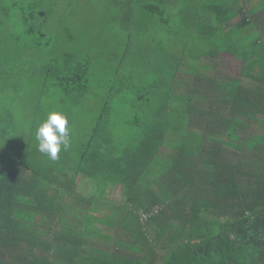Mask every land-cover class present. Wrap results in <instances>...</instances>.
<instances>
[{
	"label": "trees",
	"instance_id": "obj_1",
	"mask_svg": "<svg viewBox=\"0 0 264 264\" xmlns=\"http://www.w3.org/2000/svg\"><path fill=\"white\" fill-rule=\"evenodd\" d=\"M48 1L55 4L27 0L14 6L19 31L0 37V264H264V56L257 55L264 54V43L254 41L246 46L251 53L236 58L245 83L214 79L213 87L224 95L216 103L204 93L211 83L200 88L199 76L177 78L175 72L167 83L162 78L143 83L146 93L136 104L151 112L145 119H124L140 132L133 141L113 137L110 117L122 89L134 80L110 86L82 136L67 117L70 147L52 161L29 138L39 116H32L36 124L25 137L7 102L14 89L35 79L39 97L51 89L58 103L75 113L90 87L87 61L70 66L72 58L65 55L59 65L38 54L47 39L40 24L53 7L45 8ZM143 1L147 22L166 21L164 7L172 0ZM205 3L195 6L194 14L215 15L216 26L237 15L220 0ZM214 47L216 56L220 50L233 54L225 40ZM26 51L36 55L27 60ZM161 59L166 68L168 58ZM163 83L167 87L157 89ZM185 85L192 94L175 97ZM172 116L183 119V128ZM202 120L213 124L206 127L208 134L192 128ZM240 127L263 133L238 143L234 133ZM82 179L92 187L85 194L79 192ZM117 186L122 196L113 202L107 195Z\"/></svg>",
	"mask_w": 264,
	"mask_h": 264
},
{
	"label": "rangeland",
	"instance_id": "obj_2",
	"mask_svg": "<svg viewBox=\"0 0 264 264\" xmlns=\"http://www.w3.org/2000/svg\"><path fill=\"white\" fill-rule=\"evenodd\" d=\"M54 1V5H50V1L45 5L46 9L50 6L54 8H50V14L44 19V23L42 21L40 24L42 25V33L46 35L44 38L47 39L43 48L38 50V54L41 59L57 60L59 65L64 64L63 57L65 55H70L72 58V61L67 64L70 66L87 61L90 87L77 111L71 113L64 105L58 103V95L53 90L49 89L46 95L41 92L39 97L36 93V87L38 86L36 80H29V84L24 81L20 88L14 89L13 101L10 102L7 97L6 100L13 120L16 122L17 131L25 137H27L26 134L33 132L36 124L32 117L34 114L39 116L38 122H42L47 118V114L53 110L64 113L66 117H72V120L77 122V127L81 129L80 136H82L84 134L83 130L88 131L90 129L91 124H93L106 101L109 87L123 85L124 81L127 82V78L130 77L129 81L133 79L134 82L122 89L119 103L112 110L110 122L113 137L120 139L126 137L128 141H133L140 132L135 126L126 125L124 119H145V114L151 112L150 109L137 105L139 103L137 97L146 93L143 90V83H155L160 78L167 83L171 79V73L176 71L175 66H180L181 63L188 66L185 72H190L191 69L195 70L196 74L190 75L193 79H197L196 77L199 76L198 78L203 79V81L211 78V82H214L215 77L221 75L225 77L226 82L239 79L236 80V83L239 82L242 85L239 65L232 70L224 67L217 70L215 68L216 59H207L204 60L205 62L202 60L197 62L196 58L186 60L164 59L168 64L165 68L159 54L155 53L161 45L175 48L176 45H181V42L187 41L188 37L191 38L189 49L196 48L203 43L205 37L200 33H196L194 26H192V23L196 21V17L193 11L195 7L191 3L187 9L192 11L188 13L179 12L184 7L182 0H179L176 8L174 6L168 7L164 14L168 18L160 24L158 17H152L147 22L145 10L142 7L143 0H137L136 2L132 0ZM20 2L25 3L27 0H0V37L19 31L18 22L15 21V16H12V13L14 12V6H18ZM211 15L215 18V15ZM206 16L209 18L207 14H203V17ZM10 18L13 19V24ZM146 23L147 25L149 23V28L146 27ZM10 25H13L12 29ZM216 37V35H209V39ZM222 37L227 44L236 43L227 33L223 34ZM247 38V42L253 40L255 33ZM15 41L20 43V39ZM1 42L5 48L7 38H2ZM236 45L239 48L243 46L242 43ZM148 48L151 51H146ZM183 51L188 52L187 49ZM232 51L235 55L236 50L233 49ZM24 53L27 60H31L33 55H36L34 51ZM180 53L182 52L175 51L172 54ZM206 61H212L213 63L207 69L204 68ZM151 67H154V69L152 70ZM226 69L239 78L227 74ZM220 71L223 74L218 73ZM22 72L20 70V73ZM178 76L181 75L177 74ZM182 76L184 79L186 78L184 74ZM165 83L155 86L157 89L166 88L167 84ZM176 95L178 94H175V97ZM111 103L114 105V98ZM157 106L158 104L155 102L151 107L155 108ZM2 113H5V110ZM182 120L180 117H171V121L181 128L184 124L180 122ZM192 120L196 119L192 118ZM208 122L209 120H202L193 125L192 128L194 131L199 130L200 133L208 134L210 130H206V127L213 125ZM186 126L190 127V124H186ZM215 128L211 130V134H215ZM262 133L257 128L249 130L240 127L234 135H237L239 138L238 143H241L248 136L252 138L255 134ZM29 138L34 139V142H36L35 135ZM88 181L87 179L79 181V192L85 194V190L90 191L92 189ZM121 189L120 186L113 188L107 195L108 198L113 202H119L122 196Z\"/></svg>",
	"mask_w": 264,
	"mask_h": 264
},
{
	"label": "crops",
	"instance_id": "obj_3",
	"mask_svg": "<svg viewBox=\"0 0 264 264\" xmlns=\"http://www.w3.org/2000/svg\"><path fill=\"white\" fill-rule=\"evenodd\" d=\"M184 2V8H182L181 11L184 13L191 12L192 10H188L187 7H189L190 3L195 7L199 5H204L207 2L208 4H211L213 0H182ZM221 4L224 7H227L228 10H232V8H235L237 10V15L228 23L224 25H215V19L203 17V14L208 13H199L195 12L196 21L192 23L193 28H195L196 33H200L205 37V40L203 43H201L199 46L193 49H189L188 46L190 45V42L186 46L176 45L175 48L173 47H164L160 50L159 58H168L172 60H186V59H195L197 62L200 60H215V68L221 69V68H229L232 70L233 68L240 66V79L245 83V79L242 78V62L237 60L236 58H242L245 56V54L248 55V53H251L250 50L246 48L247 45L252 44L254 41H257L258 43H264V0H220ZM179 0L173 1L169 3L168 6L164 7V11L173 5L174 7L177 6ZM233 11V10H232ZM233 13V12H232ZM163 15H161L162 17ZM245 21L248 23L245 24ZM252 22V25H248ZM201 25V28L199 29ZM253 26L255 28V31L249 27ZM216 28V29H215ZM238 28V29H237ZM199 29V30H197ZM240 30V31H239ZM254 31V32H252ZM228 34L230 38L234 39L236 43L229 44L234 47L235 55L226 51H219V54L216 56V49H215V43L221 44L225 39H223V34ZM253 33H255V38L253 40H249V42L246 41L248 39V36H251ZM209 35H216V38L209 39ZM188 40L191 41V38L188 37ZM242 43V47H238L236 44ZM187 49V53L183 50ZM175 51L182 52L180 54H172ZM256 52V50H254ZM258 58L261 56H264L263 51L257 52ZM201 61V62H202ZM205 62V61H204ZM184 63V61H183ZM213 64L212 61H206V64L204 65V68H209V65ZM176 68V77L178 75H183L185 77L196 74L195 70H189L190 72H185V70L188 68V66H184L182 63L180 66H175ZM227 70V69H226ZM188 73V74H187ZM220 74H223L222 71L218 72ZM229 75L234 74L229 72L227 70L226 72ZM179 77V76H178ZM177 77V78H178ZM215 78H221L222 82H225L226 79L224 76L217 75ZM235 78H239L236 76ZM203 80V79H202ZM235 80V79H232ZM239 80V79H236ZM205 81V80H204ZM202 82L200 85V88L204 86L203 83L209 82L208 89L204 91V93L208 97V101H211L210 103H216L217 101H220L224 98V95L222 92L218 91V89H215L213 86H215L214 82H211L209 80ZM186 87V88H185ZM181 86L176 94L180 95L179 93H185V94H192V91H188V87L185 85ZM195 87V86H193ZM207 87V86H206ZM187 89V90H186ZM204 89V88H203ZM202 89V90H203ZM201 90V91H202ZM190 92V93H189ZM209 98H212L211 100ZM192 103V102H191ZM196 106L199 105V102L194 101ZM205 103V102H204ZM209 103V102H208ZM207 103V104H208ZM176 104V103H175ZM192 105V104H191Z\"/></svg>",
	"mask_w": 264,
	"mask_h": 264
},
{
	"label": "clouds",
	"instance_id": "obj_4",
	"mask_svg": "<svg viewBox=\"0 0 264 264\" xmlns=\"http://www.w3.org/2000/svg\"><path fill=\"white\" fill-rule=\"evenodd\" d=\"M37 150L56 161L63 150L70 147V128L66 115L60 111H50L35 131Z\"/></svg>",
	"mask_w": 264,
	"mask_h": 264
}]
</instances>
